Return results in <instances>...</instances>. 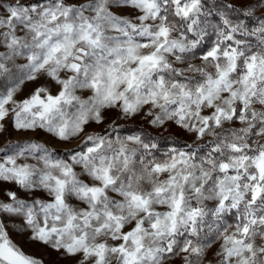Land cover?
Returning a JSON list of instances; mask_svg holds the SVG:
<instances>
[{
	"label": "snow or ice",
	"instance_id": "1",
	"mask_svg": "<svg viewBox=\"0 0 264 264\" xmlns=\"http://www.w3.org/2000/svg\"><path fill=\"white\" fill-rule=\"evenodd\" d=\"M261 8L264 0L217 6L214 39L195 64L188 54L208 36L202 17L212 14L204 0H0V76L27 60L16 87L0 94V131L11 117L17 130L39 127L62 141L84 134L68 160L32 141L0 149V182L30 197L5 189L0 214L22 216L31 240L77 264H204L217 241L215 264H264ZM40 74L58 93L38 87L16 100L20 84ZM105 108L126 116L146 108L154 128L175 124L196 147L157 158L156 143L139 135L85 134ZM0 264H42L2 220Z\"/></svg>",
	"mask_w": 264,
	"mask_h": 264
},
{
	"label": "rangeland",
	"instance_id": "2",
	"mask_svg": "<svg viewBox=\"0 0 264 264\" xmlns=\"http://www.w3.org/2000/svg\"><path fill=\"white\" fill-rule=\"evenodd\" d=\"M232 4L241 6L242 8L246 7L248 4L255 3L256 0H226ZM71 2H75V0H71ZM112 11L121 16L130 15V10L120 7H113ZM257 12H264V8L257 10ZM204 19L205 26L207 27L208 36L205 37L201 46L194 50V55L189 53V63L199 64L201 55L208 50L211 46L214 36L212 35V27L209 25H215V20L207 16ZM200 48H203V51H198ZM27 63V60L24 56L17 57L14 63H9V72L0 76V94L5 93L7 90H10L19 83L20 79L24 75L23 66ZM61 76H64V73H61ZM45 87L49 90L52 95H56L59 91L60 86L55 82V80L48 77L46 74H40L38 78L34 81L24 80L23 84H20L19 90L16 93V100H23L27 98L36 88ZM76 95L80 96L81 99H87L91 92L87 89H78ZM69 111H74V109L70 108ZM144 111H147L145 108ZM144 111L138 113L135 116H126L120 112L118 108H105L101 110L102 121L100 123H96L95 121H90L88 125L85 126V134H100L107 135L112 131H105V129L112 125L113 123L123 122V121H138L145 120L146 125L152 129L153 131L160 133H172L178 136H181L183 139L187 140V142L191 146H195L196 144L193 141V137L191 134L187 133L184 129L179 128L175 124L169 123L165 125L163 128H154L151 124L148 123L147 118L144 115ZM4 129L0 131V149H4L5 145L9 142L12 144H23L27 141H32L38 144H42L48 149L51 150L54 157L58 159L68 160L70 153L74 148H76L82 141L83 135L80 137H75L70 139L69 141H62L59 138L55 137L52 133H49L43 128H35L31 130H17L14 127L13 121L11 117L6 118L3 121ZM127 137L133 134H113L111 133V139H115L116 136ZM54 149H62L66 152H56ZM11 154V153H8ZM77 172L80 171V168L77 167ZM5 189H12L19 191L20 197L22 199H30L23 191L16 188L15 185H12L8 182H0V194ZM37 195L42 196L47 199L48 197L43 193H37ZM69 202L76 205L78 201L74 197H69ZM83 206V205H80ZM208 206H212V202H208ZM0 220H2L6 226L7 231L11 239L19 245L26 253L29 255L36 257L42 261V264H77V260L79 257H72L62 254L61 251H57L53 249L51 246L46 245L41 242L33 241L30 239L31 230L27 228L24 223L22 216H15L12 214H0ZM206 222L211 223L212 218H206ZM227 223L234 222V216L232 214H228L226 217ZM207 231V229L205 230ZM211 236V233H209ZM219 247V242L217 241L211 247L208 252L207 259L204 261V264H215V251ZM172 264H182V260L178 257L176 258Z\"/></svg>",
	"mask_w": 264,
	"mask_h": 264
},
{
	"label": "trees",
	"instance_id": "3",
	"mask_svg": "<svg viewBox=\"0 0 264 264\" xmlns=\"http://www.w3.org/2000/svg\"><path fill=\"white\" fill-rule=\"evenodd\" d=\"M206 8L212 10V14L209 15L210 18L215 20V23H219V17L222 9L218 11L217 6H221L223 4L230 3L226 0H204ZM232 4V3H231ZM237 8H242L241 6L233 4ZM262 13V12H261ZM260 12H256L255 15L259 16ZM233 18H236V14H231ZM245 23H254L253 21H248L245 19ZM203 48H200L198 51H203ZM115 128V132L112 129ZM105 131H112L113 134H133L139 135L145 142H153L156 143L157 149L154 150V155L157 158H163L165 153L168 152L171 148H183L185 145H190L187 140L183 139L181 136L172 134V133H160L153 131L147 125L145 120H138V121H123V122H116L112 125L108 126ZM192 146V148H195ZM77 148V147H76ZM74 148V149H76ZM56 152H66L62 149H54Z\"/></svg>",
	"mask_w": 264,
	"mask_h": 264
}]
</instances>
